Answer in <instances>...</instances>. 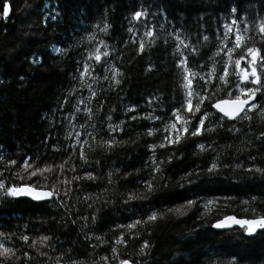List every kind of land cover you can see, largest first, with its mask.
Returning a JSON list of instances; mask_svg holds the SVG:
<instances>
[{
	"label": "snow or ice",
	"instance_id": "snow-or-ice-1",
	"mask_svg": "<svg viewBox=\"0 0 264 264\" xmlns=\"http://www.w3.org/2000/svg\"><path fill=\"white\" fill-rule=\"evenodd\" d=\"M9 12L8 0H2L0 16L5 21ZM57 15L54 12L49 18L55 21ZM106 17L107 9L105 19L92 25V30L75 45L51 47L50 51L61 57L74 47L83 48L79 58L74 59L75 73L68 74L72 83L58 101V107L52 109L53 113L61 112L60 118L53 121L48 117L50 125L62 129L63 135L45 136L42 151L22 156L0 146V201L7 205L25 197L46 202L48 208L62 209L60 219L53 218L58 228L76 226L81 221L77 231L82 234L85 250H92L87 252V264H148L150 241L143 239L139 243L135 259L126 251L129 241L139 240L142 233L150 235L158 221L185 216L194 208L196 219L217 232L238 227L246 238L264 234V207H261L264 199L251 195L236 201L234 196L201 195L202 189L223 178L241 187L252 185L264 196V0H249L247 6L241 0H221L219 13L211 17L215 24L211 35L207 34L203 13L187 26L180 14L177 26L168 19L161 0H135L124 17L128 23L124 31L129 36L121 42L122 48L131 43L133 59L148 57L146 73L160 70L150 58L157 48L165 56H172L177 70L176 87L170 98L157 91L144 98L146 108L126 103V98L120 95L126 78L122 69L124 52L118 53L114 45L99 35L110 36L112 25ZM32 63L39 66L42 60L34 56ZM110 92L116 93L121 101L119 109L106 105ZM165 106L170 109L167 113ZM158 111L164 114L158 115ZM140 121L147 124L137 131L141 128ZM141 137L155 138L143 145L146 156L142 167L131 172L107 167L100 174L101 168L107 166V157L117 149L138 144ZM221 140L225 142L220 143ZM189 144L193 146V157L208 159L203 164L194 162L173 180L168 167L174 159L184 156V148ZM49 152L64 155L60 162L50 161L46 154ZM76 159L80 172L76 163H70ZM141 172L143 177L136 179L132 187L127 184L118 187L119 181ZM68 173L74 174L69 177ZM170 183L188 193L189 198L179 204L162 203L156 207L151 197ZM91 187L99 191L89 192L87 189ZM117 194L129 213L128 222L113 223L102 235L89 231L90 225H97L102 208L115 204ZM133 201L145 203L133 205ZM232 202L251 218L225 214L224 209L230 208ZM78 204L93 209L90 217L79 214ZM141 207L148 209L143 215ZM5 211L6 208L0 207V221L5 219ZM8 218H15L14 214ZM47 222L42 220L44 224ZM21 228H27V224L15 226ZM15 229L5 230L0 223V264H86L53 234L30 237ZM109 233L114 235L109 237ZM14 241H22L23 247L33 249L35 254L17 248ZM101 247L107 254L96 252ZM207 256L208 252L202 253V257ZM242 259L231 254L230 259L218 264H240Z\"/></svg>",
	"mask_w": 264,
	"mask_h": 264
},
{
	"label": "trees",
	"instance_id": "trees-1",
	"mask_svg": "<svg viewBox=\"0 0 264 264\" xmlns=\"http://www.w3.org/2000/svg\"><path fill=\"white\" fill-rule=\"evenodd\" d=\"M241 2L247 6L249 0H241ZM8 3L10 6L8 19L5 21L0 16V81H3L0 83V146H3L7 152H18L21 156L24 153L33 154L43 150L41 141L45 136L55 134L59 138L63 135L62 129L55 124L50 125L48 117H51L53 121L60 118L61 112L58 110L53 113L52 109L58 107V101L63 98L65 90L72 83L68 74L75 73L77 66L74 59L79 58L83 48L74 47L64 57L50 49L53 45L59 47L75 45L86 32L92 30V25L101 23L105 19V9H107V21L112 28L109 29L110 36L99 35L110 45H114L118 53L124 52L122 69L126 78L122 84L124 91L120 93L126 98L124 102L144 105L146 108L145 97L160 91L170 98L173 88L176 87L177 70L173 66L171 55L165 56L160 48L153 50L150 58L157 63L160 70L146 73L144 68L148 57L133 59L135 53L132 51L134 46L131 43L122 48L121 42L129 36L124 31L128 27L124 17L128 15L135 0H8ZM161 3L168 19L177 26L180 14H183L187 26L192 23L194 17L203 13L209 35L215 27L211 17L219 13L221 6V0H161ZM54 12L58 15L57 19L52 21L49 17ZM0 13H2V0H0ZM193 27H195L194 24ZM213 44L214 42L210 43L209 48H212ZM34 56L41 58L42 63L39 66L32 63ZM129 60L132 62L129 63ZM161 61H164L162 65ZM20 76L24 77L23 81L19 80ZM120 102L116 93L112 92L108 94L105 101L106 105L116 106L117 109ZM67 110L68 105H65L64 111ZM140 110L144 109L138 108V111ZM169 110V107L165 106L164 113ZM164 113L157 112L158 115ZM145 124H147L146 121H140L141 128L137 131H142V126ZM154 139L141 137L138 144L117 149L107 157V166L101 168L100 174L103 175L107 167H119L122 172H131L142 167L143 158L146 156L143 145ZM224 142L220 141V143ZM48 143L51 144L52 140L49 139ZM192 147L191 144L186 146L184 156L180 160L174 159L168 167L173 180L194 162L203 164L207 161V156L193 157ZM46 154L49 155L50 161L54 159L56 162H60L64 155L50 152ZM101 159L104 158L101 157ZM70 163L77 164V172L82 171L79 168L78 159ZM258 163L261 162L258 161ZM73 174L68 173L69 177ZM143 175L144 173L141 172L139 176H129L127 180L119 181L118 187L124 184L132 187L135 180ZM81 184L83 185L84 182L81 181ZM87 190L99 191L96 187ZM201 195L234 196L236 201L241 198L247 199L251 195L264 199V196H260L259 189L254 186L241 187L223 178L217 179L214 184L202 189ZM186 198H189L188 193L170 183L167 188L156 192L151 197V202L156 207H160L162 203L169 205L182 203ZM71 203L72 201L69 200V204ZM143 203L145 202H132L133 205ZM0 207L7 209L3 214L5 219L0 221L4 224L5 230L15 229L16 225L27 224V228L15 230L23 231L30 237L53 234L64 242L65 248L73 249L75 257L85 260L87 264V252L92 250L90 248L85 250L82 234L77 231L81 221H78L76 226L69 224L67 227L58 228L54 219H60L62 209L48 208L46 202L30 201L25 197L7 205L0 201ZM124 207L120 204L117 194L115 204L112 207L102 208L97 225H90L88 230L95 231L96 235H102L113 223H127L129 213L124 210ZM77 208L80 209L79 214L89 215V217L93 211V209H86V205L78 204ZM139 210L143 215L148 209L141 207ZM195 212L194 208L185 216L158 221L150 235L142 233L139 240H130L126 251L135 259L134 253L139 243L143 239H148L152 246L148 264H210V261L218 264L219 261L230 259L231 254H236L238 259L243 258L240 264H264V234L258 233L254 239L246 238L238 227L234 230L217 232L205 227L202 221L197 220ZM224 212L251 218L250 214L240 212L236 202H232V206L224 209ZM13 214L15 218L9 219L8 217ZM100 218H103V222ZM43 219H47L48 222L42 223ZM97 228L99 230H96ZM32 229H38V231L34 232ZM112 235L114 234L109 233V237ZM92 242L95 243L94 240ZM14 243L17 248L27 250L32 255L35 254L33 249L24 248L22 241H14ZM96 252L100 255L107 254L104 247L96 249ZM205 252H208L209 256L202 257V253ZM49 255L53 253L49 251ZM93 258H96L95 253Z\"/></svg>",
	"mask_w": 264,
	"mask_h": 264
}]
</instances>
